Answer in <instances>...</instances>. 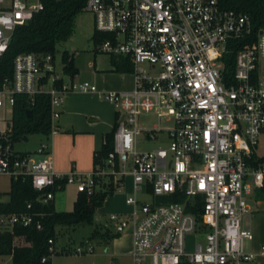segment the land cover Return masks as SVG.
I'll return each instance as SVG.
<instances>
[{
	"label": "built area",
	"instance_id": "built-area-1",
	"mask_svg": "<svg viewBox=\"0 0 264 264\" xmlns=\"http://www.w3.org/2000/svg\"><path fill=\"white\" fill-rule=\"evenodd\" d=\"M42 10L40 0H0V57L13 30ZM84 10L93 16L94 30L110 36L94 50L132 64L133 89L102 95L117 114L112 152L88 174H61L45 144L36 151L39 160L15 152L7 127L0 132V177L27 178L40 193L60 190L56 183L63 181L91 195L99 179L116 190L130 176V212L108 219L116 235L130 231L132 264H241L263 257L264 242L257 252L245 249L253 235L244 220L264 215V155L257 153L264 139V28L237 51L228 78L222 58L229 42L250 39L254 25L248 15L221 9L218 0H85ZM68 92L97 90L86 81L65 83L51 55L23 53L13 60L11 82L0 90V107L4 97L12 113L15 94L49 95L53 135L54 109ZM142 115H155L167 126L141 127ZM162 132L168 149H137L140 134L154 140ZM175 195L186 201H172ZM53 197L46 192L37 201ZM195 201L202 205L200 218L186 210ZM32 220L25 213L1 215L0 225L27 227ZM195 231L201 239L187 255L185 237ZM48 243L41 264H51L53 242ZM92 251L88 245L75 253Z\"/></svg>",
	"mask_w": 264,
	"mask_h": 264
},
{
	"label": "trees",
	"instance_id": "trees-1",
	"mask_svg": "<svg viewBox=\"0 0 264 264\" xmlns=\"http://www.w3.org/2000/svg\"><path fill=\"white\" fill-rule=\"evenodd\" d=\"M40 1L43 10L36 13L26 24L17 26L13 30L9 44L0 57V90L5 83L11 82L13 60L17 55L33 53L54 57L56 45L67 42L73 36L76 19L85 11V0ZM218 4L225 11L248 15L254 25V35L250 39L230 41L227 47L228 52L222 58L225 64L224 73L231 78L235 54L255 40L256 30L264 28V0H218ZM107 39H110L109 35L95 30L91 37L94 46ZM61 63L64 75L70 79L78 74L73 57L67 51H63ZM111 64L116 73L124 74L132 71V64L127 57H112ZM61 83V81L57 82L56 86L59 87ZM51 126L49 95L40 93L32 99L26 95H14L11 121L8 125L13 144L30 135L48 136ZM115 129L116 125L104 136L101 149L94 153L93 168L103 167L108 154L112 152ZM98 181L99 185L93 194H77L70 212L55 211L53 200L45 204L37 201L41 194L46 192L54 195L58 191L56 188L40 193L32 188L27 178L11 181L8 194H0V216L25 213L31 215L33 220L32 224L27 227L13 226L10 231L0 232V257H9L11 264H41V259L49 254L48 241L51 240L54 245L57 226L92 225L96 210L101 208L106 198L115 192L109 181L101 179ZM56 185H60L61 189L65 187L63 181L57 182ZM4 196H7L6 201H2ZM172 201L185 202L186 200L183 196L175 195ZM187 204V212L200 218L201 203L195 201L194 205H190L189 202ZM27 205H31V208L27 209ZM37 223L39 229L36 226ZM17 239L26 245H16Z\"/></svg>",
	"mask_w": 264,
	"mask_h": 264
},
{
	"label": "crops",
	"instance_id": "crops-1",
	"mask_svg": "<svg viewBox=\"0 0 264 264\" xmlns=\"http://www.w3.org/2000/svg\"><path fill=\"white\" fill-rule=\"evenodd\" d=\"M101 55L104 56H93V61L88 64V67L92 70L88 78L77 79L75 78L77 74L73 79H70V82L76 80V82L86 81L93 84L97 93L68 92L64 94L62 104L54 109L58 113V117L54 121L57 133L48 136L41 135L43 138L41 144L47 145L55 172L61 174L70 172L88 174L92 171L93 155L101 149L104 136L113 130L117 119L113 106L102 95L106 93V90L128 92L134 87V79L131 73L120 74L114 72L111 64L112 57L105 54ZM7 127L8 125H6ZM26 142H28V138ZM66 187L54 194V208L55 195L58 192L65 191ZM101 237L105 241L104 245H108L105 248L106 252L95 254L92 248V253L86 254V256L83 254H81L82 256H76L63 248L56 251L55 240L51 264H132L130 231L116 235L113 230L108 235ZM108 240L107 244L106 241ZM17 241L18 239L15 243ZM24 245L26 244L23 242L19 246ZM259 245L248 248V250L257 252ZM249 263L264 264V256L258 257Z\"/></svg>",
	"mask_w": 264,
	"mask_h": 264
},
{
	"label": "rangeland",
	"instance_id": "rangeland-1",
	"mask_svg": "<svg viewBox=\"0 0 264 264\" xmlns=\"http://www.w3.org/2000/svg\"><path fill=\"white\" fill-rule=\"evenodd\" d=\"M94 32L93 16L91 13L84 11L79 15L75 22V30L73 36L65 43H59L56 45L54 54L56 71L62 76L65 83L70 82L68 76L63 75L61 72L62 63L61 55L63 51H67L74 60V66L78 69L77 79L88 78L92 70L88 67V64L93 61V56H104L101 53H97L94 50L91 37ZM144 67H146L144 65ZM75 83L76 82L75 80ZM108 92H120L114 90H106ZM4 106L0 107V132L6 130V125L10 124L11 113L10 107L7 104V99L3 97ZM141 127L151 128L152 126H158L163 129L167 126L163 119H158L155 115H142L138 120ZM28 142L24 140L16 141L13 145L15 152L23 153L31 151L30 154L39 160L40 157L36 154L37 149L41 145L43 140L41 135H30L27 137ZM169 142L165 132L156 135L154 140L145 138L143 134L137 137V149L139 151H151L158 148L168 149ZM257 153L264 155V139L258 142ZM131 169L127 167V172ZM11 181L7 177H0V194H8L10 190ZM132 192V180L130 176H125L123 184L120 188H117L113 195L106 198L101 208L97 209L94 214V221L92 225L80 224L74 227L70 226H57L55 228L56 236V251H60L62 248L72 252L76 256H82L76 254V248L80 247L86 249L87 246H91L94 249L95 254L106 252L105 248L108 245H104L101 236H106L109 232L114 230V223L109 221V216L126 215L130 212V208L125 204V199ZM77 195V188L75 186H67L65 191L58 192L55 195V210L57 212H70L72 211L73 201ZM7 196L2 198V201H6ZM248 204L252 207L253 203L248 201ZM244 227H251L253 240L251 242H245V249L253 248L264 242V215L262 213L254 214L249 218H245ZM9 225H0V232L10 231ZM126 230L125 232H127ZM200 236L197 231L187 234L185 237V253L191 254L194 251V245L199 241ZM107 244L109 242L106 241ZM22 241H17L16 245H22ZM86 256V254H83ZM89 255V254H87ZM0 264H11L9 257H0ZM241 264H252L249 262H243Z\"/></svg>",
	"mask_w": 264,
	"mask_h": 264
},
{
	"label": "water",
	"instance_id": "water-1",
	"mask_svg": "<svg viewBox=\"0 0 264 264\" xmlns=\"http://www.w3.org/2000/svg\"><path fill=\"white\" fill-rule=\"evenodd\" d=\"M27 114L29 115V112H27ZM23 140L26 142L27 141V138H23Z\"/></svg>",
	"mask_w": 264,
	"mask_h": 264
}]
</instances>
